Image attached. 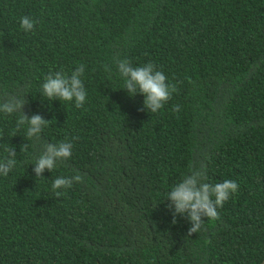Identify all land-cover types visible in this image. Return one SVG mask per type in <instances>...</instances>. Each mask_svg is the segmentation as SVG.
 I'll return each instance as SVG.
<instances>
[{
	"label": "trees",
	"instance_id": "1",
	"mask_svg": "<svg viewBox=\"0 0 264 264\" xmlns=\"http://www.w3.org/2000/svg\"><path fill=\"white\" fill-rule=\"evenodd\" d=\"M115 59L153 63L177 91L147 111ZM81 63L83 107L42 97L49 72ZM6 95L50 122L35 141L19 112H0V160L17 153L0 175V264H264V0H0ZM61 141L71 158L36 177L43 144ZM201 166L239 191L188 236L167 197ZM77 172L57 198L53 181Z\"/></svg>",
	"mask_w": 264,
	"mask_h": 264
},
{
	"label": "clouds",
	"instance_id": "2",
	"mask_svg": "<svg viewBox=\"0 0 264 264\" xmlns=\"http://www.w3.org/2000/svg\"><path fill=\"white\" fill-rule=\"evenodd\" d=\"M20 27L25 33L34 31L37 23L31 16L25 15L20 18ZM119 75L124 79V87L130 97L137 94L143 95V107L151 113H157L171 99L172 94L177 91L174 84L167 82L166 75L157 70L151 62L133 67L126 59H115ZM107 71H111L106 66ZM85 65H78L71 74L62 71L49 72L41 85V95L47 100H60L75 103L77 109L83 107L87 98L82 76ZM27 101L19 95H6L0 102V112L13 114L19 112L20 118L17 121V128L27 125V138L40 141L44 129L48 126L49 120L44 119L40 114H33L30 118L23 111ZM174 111L179 110V105L174 106ZM15 135V134H14ZM78 139L73 137V140ZM72 142L61 141L59 143L45 142L43 151L35 160L33 172L36 177H43L47 170L52 172L58 162H65L72 156ZM7 157L0 160V175L7 176L17 164L15 149L6 148ZM82 183L83 175L77 172L71 177H58L52 183V190L57 198L65 195V190L71 188L73 183ZM239 191L236 181L225 179L215 185L207 182L206 169L201 166L199 169L192 167L182 180L175 184L168 193L167 200L170 201L169 208L173 211V221L177 214L185 216L190 221L188 236L203 230L206 220H220L218 208L223 205ZM206 218V219H205Z\"/></svg>",
	"mask_w": 264,
	"mask_h": 264
}]
</instances>
